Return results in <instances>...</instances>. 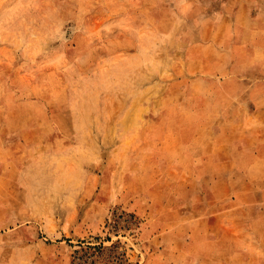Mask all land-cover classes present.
Returning a JSON list of instances; mask_svg holds the SVG:
<instances>
[{
	"label": "rangeland",
	"instance_id": "obj_1",
	"mask_svg": "<svg viewBox=\"0 0 264 264\" xmlns=\"http://www.w3.org/2000/svg\"><path fill=\"white\" fill-rule=\"evenodd\" d=\"M0 264H264V0H0Z\"/></svg>",
	"mask_w": 264,
	"mask_h": 264
},
{
	"label": "trees",
	"instance_id": "obj_2",
	"mask_svg": "<svg viewBox=\"0 0 264 264\" xmlns=\"http://www.w3.org/2000/svg\"><path fill=\"white\" fill-rule=\"evenodd\" d=\"M108 239H110V238H108Z\"/></svg>",
	"mask_w": 264,
	"mask_h": 264
}]
</instances>
